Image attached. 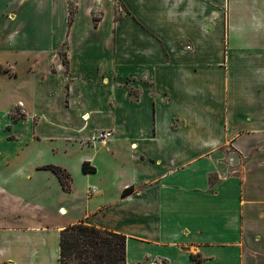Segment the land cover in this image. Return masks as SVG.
Returning a JSON list of instances; mask_svg holds the SVG:
<instances>
[{"label": "crops", "instance_id": "crops-1", "mask_svg": "<svg viewBox=\"0 0 264 264\" xmlns=\"http://www.w3.org/2000/svg\"><path fill=\"white\" fill-rule=\"evenodd\" d=\"M70 1L0 0V264H264V0Z\"/></svg>", "mask_w": 264, "mask_h": 264}, {"label": "trees", "instance_id": "trees-1", "mask_svg": "<svg viewBox=\"0 0 264 264\" xmlns=\"http://www.w3.org/2000/svg\"><path fill=\"white\" fill-rule=\"evenodd\" d=\"M73 20L74 14L70 15L69 26ZM46 168L56 173L64 189L71 190L72 176L66 170ZM83 172L94 173L96 169L84 163ZM59 264H127V238L86 223L73 225L61 232Z\"/></svg>", "mask_w": 264, "mask_h": 264}, {"label": "built area", "instance_id": "built-area-1", "mask_svg": "<svg viewBox=\"0 0 264 264\" xmlns=\"http://www.w3.org/2000/svg\"><path fill=\"white\" fill-rule=\"evenodd\" d=\"M187 49H190L189 47ZM112 138V133L111 131H101L97 134L95 140L102 142V143H107L110 141Z\"/></svg>", "mask_w": 264, "mask_h": 264}, {"label": "rangeland", "instance_id": "rangeland-1", "mask_svg": "<svg viewBox=\"0 0 264 264\" xmlns=\"http://www.w3.org/2000/svg\"><path fill=\"white\" fill-rule=\"evenodd\" d=\"M75 7H76V1L75 0H71L70 3H69L70 15L74 14ZM20 115H21V112L19 110H17L14 113V117H19Z\"/></svg>", "mask_w": 264, "mask_h": 264}]
</instances>
